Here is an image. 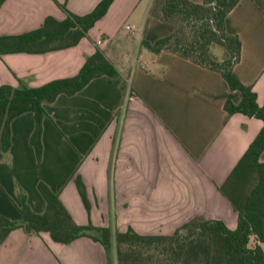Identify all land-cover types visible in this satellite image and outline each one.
I'll use <instances>...</instances> for the list:
<instances>
[{
    "label": "crops",
    "instance_id": "obj_1",
    "mask_svg": "<svg viewBox=\"0 0 264 264\" xmlns=\"http://www.w3.org/2000/svg\"><path fill=\"white\" fill-rule=\"evenodd\" d=\"M99 1L0 0V34L38 28L48 15L66 18L59 2L83 14ZM153 1L113 0L76 44L0 53V85L18 86L24 80L38 86L75 75L97 47L118 69L117 75L95 76L77 92H60L44 102L41 158L31 142L33 110L12 119L7 151L0 130V214L21 219V195L42 212L46 199L38 182L44 180L77 222L92 221L112 232L132 227L140 233H172L196 215L237 226L238 211L219 186L264 120L242 111L227 113L226 100L238 102L241 93L220 70L142 43L173 31L151 13ZM225 24L242 43L233 72L253 85L263 104L264 0H240ZM214 55L223 59L227 53ZM0 264H117V259L114 245L108 254L102 241L88 235L67 243L47 230L28 233L16 227L0 243Z\"/></svg>",
    "mask_w": 264,
    "mask_h": 264
},
{
    "label": "trees",
    "instance_id": "obj_2",
    "mask_svg": "<svg viewBox=\"0 0 264 264\" xmlns=\"http://www.w3.org/2000/svg\"><path fill=\"white\" fill-rule=\"evenodd\" d=\"M112 1L100 0L91 11L83 14L71 11L65 2H59L67 12L66 18L60 20L48 15L38 28L18 34H0V53L46 50L76 44L107 12ZM239 1L162 0L158 7L152 4L151 13L168 22L173 31L154 43L147 39H143L142 43L156 52L170 49L220 70L230 87L241 93L238 102L230 98L226 100L227 113L242 111L264 120V103L258 102L253 85L241 81L233 72V66L241 56L242 43L237 34L227 31L225 19ZM175 15L190 25L189 36L185 26L180 27L183 30L180 34L170 21ZM213 43L225 48V58L218 59L211 53ZM102 74L114 76L118 74V69L105 51L97 47L75 75L52 79L38 86L28 85L24 80L18 86L1 84L0 130L3 149L7 151L12 142V119L26 110H33L36 124L31 142L41 158L44 148L43 118L47 114L44 102L53 101L60 92L73 94ZM263 150L264 124L219 186L238 211L235 228L228 226L223 219L196 215L172 233H140L132 227L112 232L110 227L96 225L92 221L77 222L59 194L47 182L40 180L38 188L46 199V208L42 212L34 210L27 198L21 195V219L0 214V243L12 229L23 227L28 233L47 230L53 239L67 243L88 235L102 241L108 254L114 245L117 264H264L261 243L264 242V161L260 160ZM76 181L84 204L90 210L86 185L80 176Z\"/></svg>",
    "mask_w": 264,
    "mask_h": 264
},
{
    "label": "rangeland",
    "instance_id": "obj_3",
    "mask_svg": "<svg viewBox=\"0 0 264 264\" xmlns=\"http://www.w3.org/2000/svg\"><path fill=\"white\" fill-rule=\"evenodd\" d=\"M161 1L162 0H155L153 5L158 7V5H161ZM170 21L175 25L180 34L183 32V30H180V27L185 26L186 34L189 36L190 25L186 24V22L182 20L179 15H175L170 19ZM210 50L212 54H218L220 57H223L225 54V48L219 43H213Z\"/></svg>",
    "mask_w": 264,
    "mask_h": 264
},
{
    "label": "built area",
    "instance_id": "obj_4",
    "mask_svg": "<svg viewBox=\"0 0 264 264\" xmlns=\"http://www.w3.org/2000/svg\"><path fill=\"white\" fill-rule=\"evenodd\" d=\"M100 41V40H99Z\"/></svg>",
    "mask_w": 264,
    "mask_h": 264
}]
</instances>
